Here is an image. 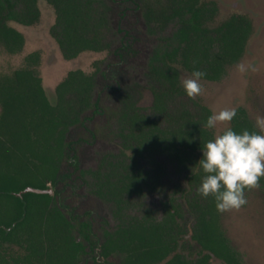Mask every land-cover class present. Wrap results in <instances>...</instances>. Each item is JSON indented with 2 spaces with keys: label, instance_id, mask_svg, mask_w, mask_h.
Here are the masks:
<instances>
[{
  "label": "trees",
  "instance_id": "1",
  "mask_svg": "<svg viewBox=\"0 0 264 264\" xmlns=\"http://www.w3.org/2000/svg\"><path fill=\"white\" fill-rule=\"evenodd\" d=\"M45 1L54 9L51 34L66 60L110 47L108 7L102 0ZM138 1L147 33L158 37L146 73L152 106L139 107L134 90H120L119 106L107 120L119 151L102 155L95 170L73 163L88 192L112 209L115 227L103 229L99 257L103 264H242L227 241L214 199L196 195L200 149L214 138L212 129L204 127L212 113L185 94L179 68L220 80L244 54L251 22L235 14L211 27L217 12L212 1ZM38 2L0 0V43L10 53L22 49L24 37L7 22L32 26L40 17ZM169 25L176 28L162 36ZM39 60L34 52L26 67L0 76V264H87L83 257L96 248L89 221L69 217L57 192L16 194L26 187L56 185L71 128L99 110L94 94L100 69L69 71L49 98L37 71ZM185 99L192 107H185ZM175 103L180 107H171ZM236 112L229 128L258 132L244 109ZM160 157L186 178L181 195L193 219L190 229L175 198L164 200L160 218L143 202L147 193L162 189ZM13 246L20 251L15 253Z\"/></svg>",
  "mask_w": 264,
  "mask_h": 264
},
{
  "label": "rangeland",
  "instance_id": "2",
  "mask_svg": "<svg viewBox=\"0 0 264 264\" xmlns=\"http://www.w3.org/2000/svg\"><path fill=\"white\" fill-rule=\"evenodd\" d=\"M102 1L108 7L111 28L107 35L110 47L103 52H85L74 60H66L51 34L55 12L45 0H39L40 17L32 26L7 22L24 37V45L18 53H10L0 43V76L26 67L27 56L39 53L37 71L49 98L69 71L79 69L90 74L100 69L94 94L99 110L87 113L82 125L71 128L67 136L70 147L66 160L61 165L56 185L52 187L58 193L59 206L69 217H74L76 221L85 219L92 224V239L97 248L103 241V229L115 227L112 209L88 192L73 163L81 169H95L103 154L119 151V141L111 134L107 120L110 112L119 106L120 90H134L139 107L149 109L152 106L153 95L146 73L148 58L158 42L157 36H151L146 31L138 0ZM204 1L216 4L217 12L211 27L218 26L232 15H243L252 24V34L241 58L226 67V73L220 80L201 79L202 92L192 100L208 107L212 114L223 109L242 108L258 133L264 134V129L255 126L256 118L264 117V0ZM175 28V25H169L162 36L170 35ZM189 78L191 74L179 68V84L182 87L184 80ZM184 101L185 107H192L190 101ZM171 107L180 106L175 103ZM229 125L230 122L217 124L212 129L214 137ZM73 155H76V162L71 161ZM160 160L165 167L162 189L147 193L143 202L160 218L164 200L170 196L175 198L183 207V222L190 229L193 219L181 195V190L187 188L186 178L165 157H160ZM245 198L247 203L241 208L220 213L221 227L242 264H264V178H261L258 187L245 192ZM136 213L133 211V214ZM91 255L94 257H83L87 264H103L98 257V249Z\"/></svg>",
  "mask_w": 264,
  "mask_h": 264
},
{
  "label": "clouds",
  "instance_id": "3",
  "mask_svg": "<svg viewBox=\"0 0 264 264\" xmlns=\"http://www.w3.org/2000/svg\"><path fill=\"white\" fill-rule=\"evenodd\" d=\"M206 73L194 70L184 80L183 89L189 98L202 92L199 81ZM235 109H223L210 115L204 127L214 129L217 124L231 122ZM257 128L264 129V117L256 118ZM202 157L195 165L202 172L196 195L212 197L218 213L239 209L247 203L245 190L259 186L264 178V134L244 130L237 133L227 128L201 147Z\"/></svg>",
  "mask_w": 264,
  "mask_h": 264
},
{
  "label": "water",
  "instance_id": "4",
  "mask_svg": "<svg viewBox=\"0 0 264 264\" xmlns=\"http://www.w3.org/2000/svg\"><path fill=\"white\" fill-rule=\"evenodd\" d=\"M28 192L36 193V194H50V195L53 194L52 189L42 190V189H37V188H33V187H26L23 191L17 193L16 195L20 197V196H22V194H25Z\"/></svg>",
  "mask_w": 264,
  "mask_h": 264
},
{
  "label": "flooded vegetation",
  "instance_id": "5",
  "mask_svg": "<svg viewBox=\"0 0 264 264\" xmlns=\"http://www.w3.org/2000/svg\"><path fill=\"white\" fill-rule=\"evenodd\" d=\"M237 15V14H236ZM243 16V15H242ZM252 25V24H251ZM28 27V26H27ZM240 59V58H239ZM230 66V65H229ZM206 80V79H205ZM209 81V80H208ZM212 82H214V81H212ZM206 107V106H205ZM208 108V107H207ZM209 109V108H208ZM210 110V109H209ZM211 111V110H210ZM212 113V112H211ZM229 127H230V125H229ZM223 133V132H222ZM107 154V153H106ZM104 155V154H103ZM101 158V157H100ZM100 160V159H99ZM76 162V161H75ZM76 164V166H78L77 165V163H75ZM98 164H99V162H98ZM79 167V166H78ZM97 167H98V165H97ZM96 167V168H97ZM95 168V169H96ZM79 169H81L80 167H79ZM95 169H91V170H95ZM84 170H88V169H84ZM48 189H52V191H53V194L52 195H54V192H57V191H54L53 190V188H52V186L51 185H49V188ZM50 195V194H49ZM98 198V197H97ZM99 199V198H98ZM103 202V201H102ZM81 220H85V219H81ZM80 220V221H81ZM88 221V220H87ZM90 223V222H89ZM90 225H91V232H92V224L90 223ZM10 230V228H7V231H9ZM93 240V239H92ZM96 249H98L97 247L94 249V250H96ZM13 251L16 253V252H19L20 251V249L18 248V247H16V246H13ZM87 251L88 252H91L90 251V249L89 248H87ZM94 252V251H93ZM91 256L92 258L94 257L93 255H91V254H88L87 256ZM98 257H99V254H98ZM101 259V258H100ZM101 261H102V259H101ZM103 263V262H102Z\"/></svg>",
  "mask_w": 264,
  "mask_h": 264
}]
</instances>
